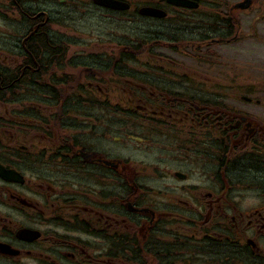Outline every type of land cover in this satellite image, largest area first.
Masks as SVG:
<instances>
[{
	"label": "flooded vegetation",
	"instance_id": "1",
	"mask_svg": "<svg viewBox=\"0 0 264 264\" xmlns=\"http://www.w3.org/2000/svg\"><path fill=\"white\" fill-rule=\"evenodd\" d=\"M4 1L6 16L12 13L24 16L28 20L24 34L35 33V37L25 38V41L15 45L19 48L20 55L15 62L20 65V68L14 74L9 73L12 69L11 66L5 65L7 61L13 63L11 55L4 54L3 77L8 84L7 87L3 84V77L0 75V89L10 88L12 80L28 79L29 71L40 68L38 87L42 92L41 97L45 101L46 107L50 104L47 112L52 114L55 111L54 103L60 97L59 79L54 70L50 68L51 60L45 59V64L39 63L38 58H41L45 47L54 52L55 56L58 55L57 47L44 43L43 36L53 19L52 13L68 15L74 5L71 0H52L55 2L54 5L48 0H44L37 7H34L31 1L41 0ZM58 2H64V7L60 8ZM129 4L130 7H134V1H129ZM149 6L162 8L167 12V15L168 8L175 9L161 0H152ZM150 21L154 23L151 31H161L166 27V21L156 24L157 20L150 19ZM193 28L189 27L190 30H194ZM3 42L0 41V44ZM25 45L35 48V58L29 56L27 52H23L26 49ZM89 70L92 71V69ZM90 76L85 78L86 84L83 81L82 88L84 90L89 88L88 93L100 92L102 79L96 81V78H101L102 75L90 74ZM3 101L0 100V103ZM197 108L199 106L195 107V109ZM164 112L165 108L161 107L159 113L163 114ZM151 113L155 114V111L152 109ZM194 118L197 123L200 122L201 126L213 128L214 124L209 121L208 111L204 113L197 110L194 113ZM229 119L230 115L227 112H222L218 116V120H216L217 134L228 132L225 138H230L234 142H242L247 146L250 143L255 148H264L263 124L256 123L252 129H246L239 123L236 128H231L232 123L229 122ZM40 124V127L48 130L49 126L57 127L53 123L49 125V122L46 121H41ZM41 138L47 141L51 140L47 134L42 135ZM121 141L122 139H120ZM24 147L25 149L18 155L22 167L19 173L23 176V184L7 186L0 181V192L2 191V195L7 197V201H0L2 206L15 210L13 220L3 216L0 210V242L16 249L18 254L10 257L0 252V264H85L87 259L91 258V246L76 244L75 235L60 236L51 228L53 226L72 227L73 230H75L74 227H85V236L93 238L96 236L92 235L96 234L95 229L102 231L105 238L102 237L100 240L102 251L98 252L97 257L115 258L114 264H139L137 263V261L140 262L139 260L133 262L132 259L140 251L141 239L146 240V238H148L147 251L150 264H201V253L214 254L219 251L220 238H225L229 246L232 241L233 245L240 248L238 253H242V258L235 260L231 256L230 250H227V264H264V206H249L245 207L243 212L232 214L230 218L232 235L220 233L221 228L225 230L229 225L227 220L221 219L220 209L229 207L237 210L241 203H236L234 199L231 201L225 197L230 187L225 184L218 185L220 181L219 167L215 175L210 176L208 180L197 176L199 182L206 184V189H203L204 193L200 192L202 202L196 197L187 201L195 206L196 210L203 209L202 203H204L206 211L208 209L210 212L209 216H205V212L202 217L188 220L192 209L181 199L189 194L185 186L181 184L165 187L160 183L155 185V181L147 193L155 195L150 202L151 197L148 199L145 193L138 192L139 187H135L139 179V172L132 170L125 162L126 159L122 157V152L109 155L101 143H74L72 139H64L62 146L57 144V146L43 149L41 152L43 165L48 164L49 161H56L55 165L59 162L61 168L58 170L59 179L57 176L44 177L35 171L33 173L31 162L37 159V157H33L38 154L30 151L26 146ZM105 161L112 162L114 166L104 164ZM219 161L220 159H215L216 164ZM66 165H71L73 169H64ZM82 166L88 169H80ZM242 166L254 169L249 164L247 166L242 163ZM243 167L239 171H244ZM261 171L259 177L262 178ZM109 173L116 177L118 183L116 187L118 195H114V199L110 200L107 196V189L113 185L108 182L107 175ZM69 174L71 179L68 177ZM77 175H88L87 183L83 181L80 185L73 184L71 181H78ZM188 179L189 175L186 174L185 180ZM124 183L127 184L124 185ZM156 199L158 202H155ZM171 201L177 207L176 214L180 211L186 217L176 219V224H180V222L188 224L190 221V224L200 226V228L192 229L196 235L184 234L181 241L177 239L176 235L170 236L169 234L168 237L166 236L167 242L163 249L157 250L161 245L156 240V234L161 229L160 226L171 223L175 219L171 216L168 207V203ZM196 205L198 206L196 207ZM144 208H151L153 211L152 213L146 210L137 211ZM20 227L39 231L40 238L30 243L16 240L14 232ZM163 228L166 235L168 229L165 226ZM88 231L92 234H88ZM124 252L131 253L132 256H124ZM158 252H162V254L158 255ZM22 258L24 259L23 263ZM210 264L217 263L211 262Z\"/></svg>",
	"mask_w": 264,
	"mask_h": 264
},
{
	"label": "rangeland",
	"instance_id": "2",
	"mask_svg": "<svg viewBox=\"0 0 264 264\" xmlns=\"http://www.w3.org/2000/svg\"><path fill=\"white\" fill-rule=\"evenodd\" d=\"M219 1L223 2L226 0ZM229 1L234 3L237 0ZM78 3H86V0H78ZM74 6H76V4H74ZM73 10L75 12L71 19L68 20L67 17H65V20H60L62 26L59 30L62 31L65 37L74 38L78 43L71 51L72 59L75 63L81 65L88 64L92 54L100 55L103 53L102 49L104 47H112V44L107 45L106 43L123 40L122 45H126L134 38L140 39L139 36L141 35H139L140 33H138V30L143 31V36H148L146 35L148 34L145 30L146 28L141 29V27L144 24L147 25V23H142V19L131 20V15L125 16L121 14V17H117V15L110 16L108 12L104 11H101V15L99 11L94 9V11H88L86 8L73 7ZM256 10L263 11V4L254 6L252 10L244 13L243 16L238 14L240 20H243L242 27L233 43L219 49V61L213 65L198 63L191 57L181 54L182 49H184L185 52L187 51L189 55L197 52L196 46L194 48L189 46L194 45L198 39H201L202 34H196L197 31L201 29H198L197 26L194 25H180L178 23L167 22L162 34H159V37L156 38L160 42L155 49L156 52L166 54L167 58L166 60L157 62V56L155 54L153 55L154 58H156V67L166 68L171 74V80L168 82L169 91L182 94L183 97L177 96L179 98L215 101L230 106L233 109L237 108L239 111L243 112L258 110L260 107L236 101L240 95L239 93L246 91L248 87H252L253 82H256L257 86L252 88L260 97L263 96L264 99V14L262 18H258L255 22L251 23L254 16L261 15L259 12H256ZM189 27H194V30H190ZM249 30L254 31L255 35L253 37H247ZM213 34L214 33L208 30L204 35L206 37L217 36ZM187 39L189 41L188 45ZM137 63L139 65L138 67L124 65V70L143 71L141 67L143 64L141 62ZM253 75L262 80L253 78ZM258 84L260 90L258 89ZM107 86L111 89V86ZM231 87H233V90ZM161 96H159V100ZM126 100L127 98L125 97L124 101ZM180 102L181 101L177 99L170 98L168 103L175 109H183L179 106ZM257 114L264 115V106L263 109L257 111ZM95 122L98 124L100 121L96 120ZM76 123L77 120H75V125H77ZM113 124L112 120H108L109 127L113 126ZM13 130L14 129L11 128L2 132L6 137H9V133ZM190 130L196 132L194 128ZM146 131H149L151 136L155 138V142L152 143V137H147L149 140L148 144L128 142L127 145L111 144L109 147H111L113 154L122 152L123 158L126 155L130 157L131 160H134L135 163L132 162V164L134 168L138 167L139 170H148L152 167L160 171L179 170L192 174L193 171L198 169L197 159L188 154V149L184 150L177 144H174L175 151L173 150L171 141H167L164 138L165 128H158L156 132L151 130H145V132ZM73 133L78 135L82 134V131L73 129ZM85 134L88 136V139L91 140L90 135H88V133ZM188 137L187 134L178 139L182 140ZM234 144L238 145L240 143L234 142ZM238 146L232 144L230 148ZM260 168L262 170L261 174L263 180H248L247 174H245V172H240L238 164L236 163L234 179L232 174V181L225 182V185L233 188V193H236L237 197L243 200L248 207L260 204L255 198L257 193L249 192L248 190L240 191L241 188L239 186L243 185L245 189H248L252 184L255 187L261 186L264 189V166ZM249 172H253L250 173L252 179H256L260 176L259 168L256 170L250 169ZM257 173H259V175ZM238 174L245 176L241 178ZM146 180L150 181L151 179L148 178ZM161 182L164 183L163 186L165 187L180 185V183L177 182L175 184L170 180H163ZM248 183H250V186ZM237 191L240 192L237 193ZM197 196L199 197L201 194L199 193ZM181 199L186 203V197ZM172 201L170 202V208L175 210L177 207ZM209 214L210 212L207 209L205 216H209ZM82 239L84 240V237H82ZM89 241L91 242V249H100V244H98L99 241L95 239ZM92 253H94V251H91V254Z\"/></svg>",
	"mask_w": 264,
	"mask_h": 264
},
{
	"label": "trees",
	"instance_id": "3",
	"mask_svg": "<svg viewBox=\"0 0 264 264\" xmlns=\"http://www.w3.org/2000/svg\"><path fill=\"white\" fill-rule=\"evenodd\" d=\"M223 27H224V28H226V27L229 28V26H227V25H223L222 27H220V29L223 28ZM217 153L219 154V156L221 155V153H219V152H217ZM220 157H221V156H220ZM238 169H240V166L238 167ZM240 172H245V174H247V173L249 172V169H248V168H245L244 171L242 170V171H240ZM257 174L259 175V173H257ZM259 179H260V178H259Z\"/></svg>",
	"mask_w": 264,
	"mask_h": 264
},
{
	"label": "water",
	"instance_id": "4",
	"mask_svg": "<svg viewBox=\"0 0 264 264\" xmlns=\"http://www.w3.org/2000/svg\"><path fill=\"white\" fill-rule=\"evenodd\" d=\"M168 2L170 3H173V4H182V0H167ZM146 14V13H145ZM148 14V13H147ZM1 173V172H0Z\"/></svg>",
	"mask_w": 264,
	"mask_h": 264
}]
</instances>
